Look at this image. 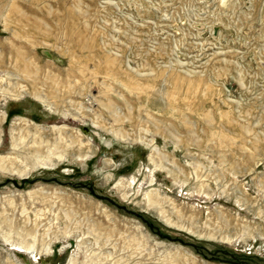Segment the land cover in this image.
<instances>
[{
    "label": "rangeland",
    "instance_id": "374dc122",
    "mask_svg": "<svg viewBox=\"0 0 264 264\" xmlns=\"http://www.w3.org/2000/svg\"><path fill=\"white\" fill-rule=\"evenodd\" d=\"M0 264H264V0H0Z\"/></svg>",
    "mask_w": 264,
    "mask_h": 264
},
{
    "label": "bare ground",
    "instance_id": "6f19581e",
    "mask_svg": "<svg viewBox=\"0 0 264 264\" xmlns=\"http://www.w3.org/2000/svg\"><path fill=\"white\" fill-rule=\"evenodd\" d=\"M19 247V246H18ZM22 248H24V246H21V249ZM30 249H32V247H30V248H27L26 250H27V252L29 251L30 253H33V250H30ZM25 250V249H24Z\"/></svg>",
    "mask_w": 264,
    "mask_h": 264
}]
</instances>
